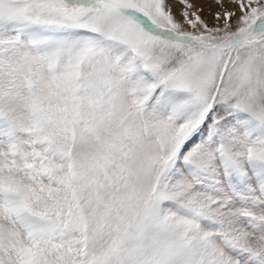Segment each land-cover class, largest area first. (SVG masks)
Here are the masks:
<instances>
[{
    "label": "snow or ice",
    "instance_id": "1",
    "mask_svg": "<svg viewBox=\"0 0 264 264\" xmlns=\"http://www.w3.org/2000/svg\"><path fill=\"white\" fill-rule=\"evenodd\" d=\"M212 3L0 0V264H264V0Z\"/></svg>",
    "mask_w": 264,
    "mask_h": 264
},
{
    "label": "rangeland",
    "instance_id": "2",
    "mask_svg": "<svg viewBox=\"0 0 264 264\" xmlns=\"http://www.w3.org/2000/svg\"><path fill=\"white\" fill-rule=\"evenodd\" d=\"M195 3H197L200 6L204 7V12L202 13V16L204 19H206L210 24L213 23L211 12H214L217 10L216 5L212 3V0H194ZM179 5H175L174 11H177L179 9ZM179 18V16L177 17Z\"/></svg>",
    "mask_w": 264,
    "mask_h": 264
}]
</instances>
